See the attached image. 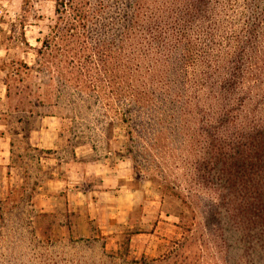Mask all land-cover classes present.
Masks as SVG:
<instances>
[{
  "label": "trees",
  "instance_id": "1",
  "mask_svg": "<svg viewBox=\"0 0 264 264\" xmlns=\"http://www.w3.org/2000/svg\"><path fill=\"white\" fill-rule=\"evenodd\" d=\"M54 2L34 64L13 62L15 82L37 71L45 96L93 137L127 134L134 162L140 142V169L171 156L196 183L235 194L264 255V0ZM25 18L11 40L28 50Z\"/></svg>",
  "mask_w": 264,
  "mask_h": 264
},
{
  "label": "rangeland",
  "instance_id": "2",
  "mask_svg": "<svg viewBox=\"0 0 264 264\" xmlns=\"http://www.w3.org/2000/svg\"><path fill=\"white\" fill-rule=\"evenodd\" d=\"M23 5V0H0V85L11 90V97L0 101L2 143L10 150V165L0 164V264H264L256 232L241 224L243 209L235 194L220 197L221 190L208 181L196 183L171 156L154 153L153 163L144 162L140 169V142L134 162L124 146L127 134L112 129L108 136L93 137L67 113L66 101L55 105L53 94L45 96L37 71L15 82L13 62L34 64L41 45L37 39L45 38L55 19L54 0H33L29 11ZM24 14L28 50L11 40V22ZM38 84L39 96H30ZM34 98L47 106L34 105ZM98 169L128 173L133 209L122 225L108 219L114 208L104 191L111 181L97 182ZM70 177L81 180L82 188L97 184L90 206L66 205ZM98 199L105 207L96 204ZM87 212L106 220L87 224ZM101 223L110 231L98 228ZM140 228L156 229L157 237L138 241L132 235ZM93 236L98 240L88 239ZM131 239L148 242V254L132 251Z\"/></svg>",
  "mask_w": 264,
  "mask_h": 264
},
{
  "label": "crops",
  "instance_id": "3",
  "mask_svg": "<svg viewBox=\"0 0 264 264\" xmlns=\"http://www.w3.org/2000/svg\"><path fill=\"white\" fill-rule=\"evenodd\" d=\"M6 92L7 89L1 87L0 85V101L4 100L6 98ZM53 118V117H52ZM47 130H50L51 128L46 127ZM4 138L2 137V132H1V125H0V164L2 163V161L4 160L5 163H7L8 165H10L9 159L7 162V158H9V154H10V150L7 147H3V142ZM10 168H12L10 166ZM92 173V172H91ZM86 174H88V172H86ZM93 175V174H92ZM94 177H97V182H100L101 180H106V178H110L111 184L108 186L107 191L104 192H109L110 194H108L109 196H111L112 200V205L111 207L114 208V210L109 214V218L113 224V226H117V225H122L123 221H124V214H127L128 212H130L133 208V204L129 205L128 203V197H129V186L127 183V179H128V173L124 174V175H120V174H115V173H111V174H105L103 169H98L96 171V174ZM112 178V179H111ZM123 178L125 180V182H123ZM93 180V179H91ZM81 181V180H80ZM79 180H72L71 181V177L67 180V184H68V193H67V198H66V202L68 203V205L70 206H78L82 203H86L88 206H90V203H92L94 201L93 197L90 196L92 195V192L96 191V185H91L90 187H83L80 184ZM103 189V188H101ZM101 194H104L103 191H100ZM104 200L98 199L96 201V204H98L100 202V206L105 207V203L102 204ZM87 217L90 218L91 220L94 221V223H98V221H100L101 219H105L106 218L104 216H93L90 212H87ZM143 218V217H142ZM95 219L97 221H95ZM98 228H101V230L106 233L109 232L110 230H108V228H110L109 226H102V223L100 225H97ZM106 227V228H105ZM105 229H107L108 231H105ZM143 228H140V230H137L134 232V234L132 236H138L140 241V236L142 237H157V230H141ZM133 238V237H132ZM137 240V239H136ZM133 239H131V243L130 246H132V251L134 250H139L141 251V255H146L148 254V252L150 251L149 248V244L148 242H144L143 244H140V242H136L134 240V244L132 243ZM146 243V244H145Z\"/></svg>",
  "mask_w": 264,
  "mask_h": 264
}]
</instances>
